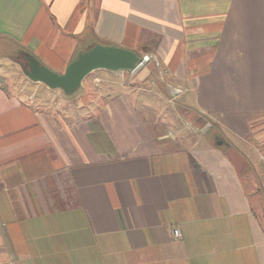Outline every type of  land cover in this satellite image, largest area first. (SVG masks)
Returning <instances> with one entry per match:
<instances>
[{
    "label": "crops",
    "instance_id": "crops-1",
    "mask_svg": "<svg viewBox=\"0 0 264 264\" xmlns=\"http://www.w3.org/2000/svg\"><path fill=\"white\" fill-rule=\"evenodd\" d=\"M6 43L0 264H264V0H0ZM96 43L158 70L68 97L19 64L62 73Z\"/></svg>",
    "mask_w": 264,
    "mask_h": 264
},
{
    "label": "water",
    "instance_id": "water-1",
    "mask_svg": "<svg viewBox=\"0 0 264 264\" xmlns=\"http://www.w3.org/2000/svg\"><path fill=\"white\" fill-rule=\"evenodd\" d=\"M143 62L137 51L114 44L96 43L86 50L79 51L69 63L65 72H57L29 53L20 65L24 73L35 82H43L53 89H61L66 94L76 92L84 78L97 69L112 71L134 70ZM206 124L204 131L211 127ZM264 223V214L262 216Z\"/></svg>",
    "mask_w": 264,
    "mask_h": 264
},
{
    "label": "rangeland",
    "instance_id": "rangeland-1",
    "mask_svg": "<svg viewBox=\"0 0 264 264\" xmlns=\"http://www.w3.org/2000/svg\"><path fill=\"white\" fill-rule=\"evenodd\" d=\"M3 53H14V54H17V55H19L20 53H21V49L20 48H18L17 46H13V45H11V44H9V43H6L5 45L4 44H2V45H0V57H2L1 59H3L1 62H0V69H1V71L2 72H5L6 71V75H11V74H13V72H12V70H9V67H11L12 66V62L11 61H9V59L7 58V59H4L3 57L4 56H2V55H4ZM24 59H25V57H23ZM21 59V61L22 60H24V59ZM155 60V59H154ZM20 63V62H19ZM158 64H157V61L155 60V62L153 63V65L152 66H154L155 67V70L157 69L158 70V66H157ZM2 69H5V70H2ZM25 74V73H24ZM4 75V74H3ZM26 75V74H25ZM5 76V75H4ZM27 76V75H26ZM28 77V76H27ZM10 78H12V77H10ZM29 78V77H28ZM6 79H9V78H6ZM14 79V78H13ZM11 80V79H10ZM80 92V91H79ZM78 92V93H79ZM65 93V92H64ZM66 94V93H65ZM78 94H76V95H73V97H75V96H77ZM64 97V95H62V98ZM68 97H70V95L68 96ZM72 97V98H73ZM65 105H67V104H65ZM203 122L199 125V127H202V125H204V123L206 122L204 119L202 120ZM205 126V125H204ZM213 128L211 129V133H213ZM225 138L227 139V141L229 142V143H238L237 142V140L235 139L236 137L235 136H233V135H231V134H229V133H225ZM248 154H249V156H250V159H251V162H252V165H254V167H257L258 166V159H257V154H256V152H255V150H252L250 147L248 148ZM258 176H259V179H260V181L262 182V185H263V191H264V173H263V171H262V169H259L258 170Z\"/></svg>",
    "mask_w": 264,
    "mask_h": 264
},
{
    "label": "built area",
    "instance_id": "built-area-1",
    "mask_svg": "<svg viewBox=\"0 0 264 264\" xmlns=\"http://www.w3.org/2000/svg\"><path fill=\"white\" fill-rule=\"evenodd\" d=\"M150 59H155V57L152 56V55H150V54H146V55H144V56H143V62H142L140 65L144 64L145 61H148V60H150ZM155 60H156V59H155ZM140 65H139V66H140ZM259 159H260V162H261V164H262V166H263V168H264V148H261V149L259 150ZM173 235H174V237H176V238H180V237L182 236L181 229L178 228V227H174V229H173Z\"/></svg>",
    "mask_w": 264,
    "mask_h": 264
}]
</instances>
